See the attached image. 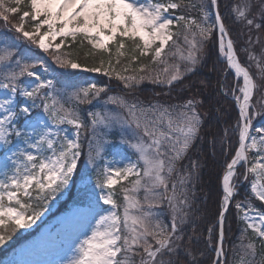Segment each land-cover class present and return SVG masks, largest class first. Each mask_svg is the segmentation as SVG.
<instances>
[{
    "label": "snow or ice",
    "instance_id": "obj_1",
    "mask_svg": "<svg viewBox=\"0 0 264 264\" xmlns=\"http://www.w3.org/2000/svg\"><path fill=\"white\" fill-rule=\"evenodd\" d=\"M213 48L231 86L196 79ZM217 94L238 108L219 134ZM262 122L264 0H0V246L78 177L89 218L58 264H264Z\"/></svg>",
    "mask_w": 264,
    "mask_h": 264
},
{
    "label": "rangeland",
    "instance_id": "obj_2",
    "mask_svg": "<svg viewBox=\"0 0 264 264\" xmlns=\"http://www.w3.org/2000/svg\"><path fill=\"white\" fill-rule=\"evenodd\" d=\"M46 30L45 27L41 31ZM60 40L57 37L53 43H59ZM86 74L89 80L99 78L94 73ZM74 179L75 184L49 205L50 210L36 225L31 229H20L17 239L0 246V264H58L72 256L69 238L76 235L83 221L89 218L87 201L81 193V182L78 177ZM67 200L68 207L63 205Z\"/></svg>",
    "mask_w": 264,
    "mask_h": 264
},
{
    "label": "trees",
    "instance_id": "obj_3",
    "mask_svg": "<svg viewBox=\"0 0 264 264\" xmlns=\"http://www.w3.org/2000/svg\"><path fill=\"white\" fill-rule=\"evenodd\" d=\"M257 49H259V46H257ZM257 54L259 52L257 51ZM243 62V61H242ZM225 64L223 63V57H220L218 55V52L215 48L211 51L210 55L207 58L206 66L202 67L200 70V75L196 77L197 80L206 79L209 80L212 84V88L215 89L218 85V82L227 84L228 86H231L233 83V76L229 75L227 77V80L225 81L224 78V71H225ZM88 75L86 73L83 74L82 78L86 79ZM102 80L104 83L109 84L110 87L115 88V93H119V88H116V84L118 82L111 81V83H108L107 78L105 77H99L96 78V80ZM160 89L155 88V86L151 84H145L141 86V89L137 90L136 95L140 96L141 98L148 96L150 97L154 92H159ZM208 93H205L207 95ZM217 99L221 100V103L219 105H216V107L219 109V111L216 113V116L218 117V123L213 122L212 130L217 132L219 134L225 125L224 121H228L229 124L234 125L237 120L238 116V108L234 105V102L229 96L227 99L219 96L217 94ZM237 137H232V141L235 144ZM198 152L203 156L206 166L203 168L202 173V191L201 195L208 194L212 196V199H215V193L219 190L220 181H222L223 176V170L225 168V161L227 157L222 154L219 144H216L215 148L212 144V138L208 137L202 144V149H198ZM247 185H244L242 187V191L247 190ZM67 202H64L63 205L66 206ZM212 201H209L211 203ZM69 205H67L68 207ZM264 210V209H261ZM19 232V231H18ZM18 232L13 236L12 240L17 239Z\"/></svg>",
    "mask_w": 264,
    "mask_h": 264
}]
</instances>
